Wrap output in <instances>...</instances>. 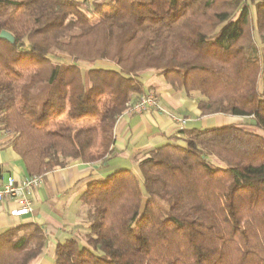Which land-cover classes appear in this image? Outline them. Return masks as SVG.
Here are the masks:
<instances>
[{
    "label": "trees",
    "instance_id": "16d2710c",
    "mask_svg": "<svg viewBox=\"0 0 264 264\" xmlns=\"http://www.w3.org/2000/svg\"><path fill=\"white\" fill-rule=\"evenodd\" d=\"M2 31L0 130L26 176L105 165L147 72L200 117L246 119L183 128L90 181L53 264H264V0H0ZM48 245L36 223L9 228L0 264Z\"/></svg>",
    "mask_w": 264,
    "mask_h": 264
},
{
    "label": "crops",
    "instance_id": "0c3cea01",
    "mask_svg": "<svg viewBox=\"0 0 264 264\" xmlns=\"http://www.w3.org/2000/svg\"><path fill=\"white\" fill-rule=\"evenodd\" d=\"M141 82L145 91L152 89L156 93L163 110L187 120L184 128L210 129L221 124L223 118L218 115L200 117L195 100L174 91L154 73L142 74ZM180 130L166 114L154 111L143 115L125 112L116 121L112 153L105 165L74 162L66 168L48 172L41 187L32 192V213L26 216H11L10 211L18 204L15 200H3L0 202V234L26 223L38 224L49 236V245L44 254H52L50 260L53 264V247L67 237L81 214L79 196L86 185L122 168L136 170L140 159L153 148L170 143ZM9 139V133L0 130V185L9 176L18 182L27 175Z\"/></svg>",
    "mask_w": 264,
    "mask_h": 264
},
{
    "label": "built area",
    "instance_id": "2783aa9c",
    "mask_svg": "<svg viewBox=\"0 0 264 264\" xmlns=\"http://www.w3.org/2000/svg\"><path fill=\"white\" fill-rule=\"evenodd\" d=\"M154 111L169 116L170 120L178 127L183 129L187 120L172 115L160 106L156 93L152 89H148L142 96L133 102L127 112L130 114L143 115L144 113ZM43 184V176L31 175L25 176L20 181H16L9 176L4 183L0 185V202L5 199L15 200L18 207L10 211L13 217H22L32 213V192L41 187Z\"/></svg>",
    "mask_w": 264,
    "mask_h": 264
},
{
    "label": "rangeland",
    "instance_id": "374dc122",
    "mask_svg": "<svg viewBox=\"0 0 264 264\" xmlns=\"http://www.w3.org/2000/svg\"><path fill=\"white\" fill-rule=\"evenodd\" d=\"M108 10V9H107ZM53 61L55 62H62L63 60L62 59H58V58H55L53 57L52 58ZM214 116V115H213ZM220 116L221 118V124L220 125H217V126H214L215 128L216 127H221V126H225V125H228V124H241L243 122L246 121V119H242V118H239V117H234V116H226V115H218ZM189 126H192V125H189ZM83 216L80 215L77 219V222L76 224H80L82 222H80V219H82ZM84 231V230H82ZM52 257V254H44L38 261H36L34 264H51V260L50 258Z\"/></svg>",
    "mask_w": 264,
    "mask_h": 264
},
{
    "label": "water",
    "instance_id": "95a60500",
    "mask_svg": "<svg viewBox=\"0 0 264 264\" xmlns=\"http://www.w3.org/2000/svg\"><path fill=\"white\" fill-rule=\"evenodd\" d=\"M0 39L5 40L7 42H9L10 44L14 43V38L11 34H9L8 32L2 31L0 33Z\"/></svg>",
    "mask_w": 264,
    "mask_h": 264
}]
</instances>
